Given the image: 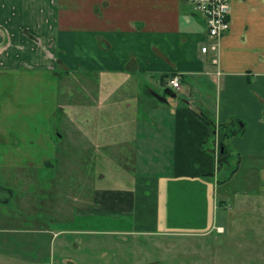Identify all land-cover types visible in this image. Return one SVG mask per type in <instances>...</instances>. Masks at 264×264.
<instances>
[{
    "label": "crops",
    "instance_id": "1",
    "mask_svg": "<svg viewBox=\"0 0 264 264\" xmlns=\"http://www.w3.org/2000/svg\"><path fill=\"white\" fill-rule=\"evenodd\" d=\"M230 2V29L213 48L215 40L209 37L204 19L186 0H0V86L14 81L13 94L8 95L12 112L16 103L23 104L27 91L32 104L39 102L28 106V113L53 115V103L59 101L60 76L55 75L61 66L69 65L64 58L66 49L61 53L69 39L73 42L71 54L74 49L82 53V58L75 59L88 79L98 75L104 83L103 75L143 74V94L150 108L163 113L158 122L154 120L157 126L152 125L150 136L156 139L164 131L161 139L166 140L169 166L154 174H133L131 186L98 190L91 198L93 206L85 210L107 228L92 232L168 235L225 231L219 216L220 171L223 168L230 175L237 171L228 158V140L232 136L238 142L239 163L243 152L264 151V0ZM62 27L74 34L61 33ZM82 30L91 39L84 51L78 42ZM61 37L67 39L61 42ZM204 44L210 46L205 53L201 50ZM174 76L180 77L179 89L169 83ZM43 77L50 85L44 103L41 90L31 92L28 87V82L37 86L46 81ZM168 87L176 98L168 96V102H162L153 95ZM33 93L38 99L31 97ZM51 115L48 121L34 123L27 134L19 131L20 141L4 147L3 171L9 172L8 177L14 172L23 180L12 199H47L43 193L52 189V182L40 183L34 174L44 169L46 161L57 159L58 140ZM141 123L135 134L138 141L131 142L136 154L146 142ZM158 147L162 145L153 146ZM16 176H6L5 184L13 188ZM63 231L69 230L60 229L53 238Z\"/></svg>",
    "mask_w": 264,
    "mask_h": 264
},
{
    "label": "rangeland",
    "instance_id": "2",
    "mask_svg": "<svg viewBox=\"0 0 264 264\" xmlns=\"http://www.w3.org/2000/svg\"><path fill=\"white\" fill-rule=\"evenodd\" d=\"M60 32L74 34L68 27H62ZM81 33L84 35L78 42L80 51H84L90 47L91 39L87 30ZM65 39L61 37V42ZM72 43L67 39L61 49L62 55L66 49L64 58L69 65L61 66L55 75L60 76L59 101L53 103V115L28 113L26 108L39 102L32 104L27 91L23 104L16 103L12 112L8 95L13 94L14 81L0 86V184H5L9 175L3 171L1 154L4 147L20 141L19 131L27 134L34 123L45 118L48 121L51 115V128L54 131L58 127V134H62L57 162L54 160L58 167L34 172L40 183H53L52 189L43 193L47 199H11L9 203L0 200V264H66L65 256L77 264H264V151L243 152L239 163L241 150L232 136L227 139L231 145L228 158L237 171L232 176L221 169L218 194L219 216L225 231L168 235L91 231L107 228L100 218L85 210L93 206L91 198L98 190L131 186L133 174L165 170L171 157L165 151L166 140L161 139L164 131L156 139L150 136L154 120L158 122L163 113L151 109L143 94L146 76L103 75L104 83L98 75L88 79L75 59L82 58V53L77 49L70 52ZM42 79L46 81L37 86L28 82V87L31 92L41 90L44 103L50 85L46 77ZM36 93L31 94L33 99H38L34 97ZM58 105L65 108L60 117L55 115ZM140 121L139 128L147 132L146 142L144 149L139 150L141 153L136 154L138 150L132 146L138 141L135 134ZM156 144L162 147L153 148ZM13 176L15 173L10 172L8 179ZM22 183L16 176L12 183L16 193ZM60 229L69 231L59 232V237L53 238Z\"/></svg>",
    "mask_w": 264,
    "mask_h": 264
},
{
    "label": "built area",
    "instance_id": "3",
    "mask_svg": "<svg viewBox=\"0 0 264 264\" xmlns=\"http://www.w3.org/2000/svg\"><path fill=\"white\" fill-rule=\"evenodd\" d=\"M194 11L199 13L205 21L209 37L214 39L212 45L215 48L219 39L230 29V0H186ZM202 52L210 50L209 44H204L201 48ZM170 85L175 89L181 87L180 77L174 76L169 80Z\"/></svg>",
    "mask_w": 264,
    "mask_h": 264
},
{
    "label": "flooded vegetation",
    "instance_id": "4",
    "mask_svg": "<svg viewBox=\"0 0 264 264\" xmlns=\"http://www.w3.org/2000/svg\"><path fill=\"white\" fill-rule=\"evenodd\" d=\"M173 90V89H172ZM65 108L63 107H58L57 112L55 115L57 117H60V115L63 113ZM56 117V116H55ZM59 128L55 127L54 133L56 135V140H59L62 138V134H58ZM57 162V159H56ZM45 167H58V165L54 161H46L44 168ZM15 196V190L9 186H6L5 184H0V200H2L4 203H9L11 199ZM66 264H76L71 257L65 258Z\"/></svg>",
    "mask_w": 264,
    "mask_h": 264
},
{
    "label": "water",
    "instance_id": "5",
    "mask_svg": "<svg viewBox=\"0 0 264 264\" xmlns=\"http://www.w3.org/2000/svg\"><path fill=\"white\" fill-rule=\"evenodd\" d=\"M153 95H154L159 101H162V102H168V96H169V97H172V98H176V97H177V94H176V93H175L170 87H168L167 89H165L163 93L154 92ZM184 101H185L187 104H191V103L189 102V100H187V99H184ZM199 110H200V113H201L202 115H204L203 112L201 111V109H199Z\"/></svg>",
    "mask_w": 264,
    "mask_h": 264
},
{
    "label": "trees",
    "instance_id": "6",
    "mask_svg": "<svg viewBox=\"0 0 264 264\" xmlns=\"http://www.w3.org/2000/svg\"><path fill=\"white\" fill-rule=\"evenodd\" d=\"M198 14H199V13H198ZM56 113H58V112H56ZM221 133H222L223 136H226V133H224L223 131H221ZM53 135H54V137L56 138V135H55L54 131H53ZM223 136H222V138H223ZM225 146H226V145H225Z\"/></svg>",
    "mask_w": 264,
    "mask_h": 264
}]
</instances>
